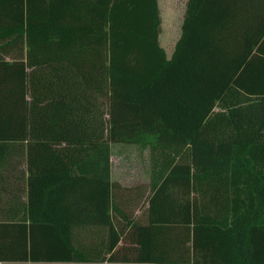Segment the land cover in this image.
<instances>
[{"label": "trees", "instance_id": "obj_1", "mask_svg": "<svg viewBox=\"0 0 264 264\" xmlns=\"http://www.w3.org/2000/svg\"><path fill=\"white\" fill-rule=\"evenodd\" d=\"M0 0V264H264V0ZM150 183L109 178L110 145Z\"/></svg>", "mask_w": 264, "mask_h": 264}, {"label": "rangeland", "instance_id": "obj_2", "mask_svg": "<svg viewBox=\"0 0 264 264\" xmlns=\"http://www.w3.org/2000/svg\"><path fill=\"white\" fill-rule=\"evenodd\" d=\"M162 15L165 17L168 14L170 18L168 22V31L170 37H175L178 29V25L181 19L182 1L184 0H158ZM180 2V3H179ZM166 24V19L164 21ZM165 29V26L162 27ZM162 37V36H161ZM160 37V38H161ZM173 41H167L160 39V46L165 50L167 58H170L174 45ZM113 152L112 168L115 174V178L126 182L130 180L129 175H133V171L139 172V175L144 172V176H147L148 166V148L137 147L130 145H117ZM141 176V175H140ZM131 181H129L130 183Z\"/></svg>", "mask_w": 264, "mask_h": 264}, {"label": "crops", "instance_id": "obj_3", "mask_svg": "<svg viewBox=\"0 0 264 264\" xmlns=\"http://www.w3.org/2000/svg\"><path fill=\"white\" fill-rule=\"evenodd\" d=\"M182 2H183L182 3V6H183L182 7V12H181L182 16H181V19H180V22H179V25H178L177 33H176L175 37H170L169 36L170 32L168 31V22H169L168 18H170V17H168L169 16L168 14H166L165 17L162 15L161 10H160V6H159V1L157 0L159 12H160V19H161L160 32H159V36H158L159 45H160V39L161 38L163 40H166V42L167 41H170V42L173 41L174 42L173 43L174 46H175V43L177 42V40L179 39V37L181 35V26H182V23H183V18H184V13H185L187 0H184ZM165 19H166V24L164 25ZM164 26H165V29L163 30L162 27H164ZM160 47L163 49L162 46H160ZM173 51H174V48H173ZM173 51H172V53H173ZM164 52H165V50H164ZM171 56H172V54H171ZM167 59H170V58H167ZM117 145H119V144H111L110 145V157H109V178H110V182L119 184L123 188H128V189L149 185V183H150V152H149V148L147 147L148 148V152H147L148 153L147 176H144L145 175L144 172L141 173L140 174L141 176H140L139 172L133 171L132 172L133 175L132 176L129 175V177H130L129 181H131L129 183V181L122 182L121 180L115 178L116 176H115L113 168H112V163H113L112 160H113V152L115 151V148H113V147H116ZM130 146H137V145H130ZM137 147H139V146H137Z\"/></svg>", "mask_w": 264, "mask_h": 264}]
</instances>
